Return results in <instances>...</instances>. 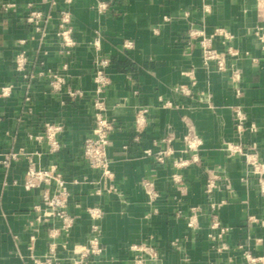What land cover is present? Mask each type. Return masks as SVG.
I'll return each instance as SVG.
<instances>
[{
	"label": "crops",
	"instance_id": "1",
	"mask_svg": "<svg viewBox=\"0 0 264 264\" xmlns=\"http://www.w3.org/2000/svg\"><path fill=\"white\" fill-rule=\"evenodd\" d=\"M5 1L15 5L4 8ZM101 1L107 3L104 12L97 8ZM255 1L58 0L51 5L45 0H0V89L11 86L9 96L0 90V264H32L31 237L34 253L43 255L50 248L48 226L59 224L55 217L39 219L34 208L41 192L53 190V184L23 186L26 156L7 167L2 164L6 154L20 148L38 166H55L68 182L67 210L74 224L55 240L65 243L55 248L61 264L88 247L92 220L86 208L93 205L103 211L102 251L88 256L87 264H132L134 243L156 252L150 264H247L245 249L264 255V226L249 219L254 215L264 220V170L253 172L243 155L229 150L234 144H255L264 164V41L255 33L262 24ZM29 5L45 16L39 32L26 22ZM62 9L71 14L76 41L70 54L62 51L57 34ZM191 26L208 34L219 27L230 32V39L217 36L214 42L226 54L225 69L202 64L199 45L185 41ZM96 38L110 60L105 113L117 120L107 147L110 176L83 157V141L93 126ZM20 50L28 57V78L15 70ZM47 69L64 72L65 89L79 88L82 97L70 100L64 91L53 92L47 75L39 73ZM180 84L190 89L188 94ZM141 107L147 108V123L135 139L133 123ZM237 108L244 117L241 131L235 124ZM45 122L62 125L61 147L55 153L49 152L46 140L32 138L43 133ZM188 127L203 141L198 162L177 169L172 158L159 163L144 154L146 148L170 145L174 156L189 157L181 151ZM175 171L180 181L172 177ZM144 179L157 193L153 200ZM215 218L228 226L220 241L212 238ZM218 243L223 249H216ZM147 252L142 254L148 257Z\"/></svg>",
	"mask_w": 264,
	"mask_h": 264
},
{
	"label": "built area",
	"instance_id": "2",
	"mask_svg": "<svg viewBox=\"0 0 264 264\" xmlns=\"http://www.w3.org/2000/svg\"><path fill=\"white\" fill-rule=\"evenodd\" d=\"M49 4L53 5L58 0H45ZM65 3H70L72 0H62ZM256 10L258 15L262 20V24L258 26L255 31L258 39L264 41V34L260 30L264 29V0H256ZM15 4L13 2L5 1L2 3L4 8L13 7ZM29 9L26 14V22L33 25L34 29L39 32L42 30V22L45 19L43 12L31 5L28 6ZM98 11L104 12L107 8L106 2L98 3ZM168 17L165 16V19ZM71 14L69 10L62 9L59 16V29L58 36L61 40L62 51L66 54H70L76 45V41L72 36V28L70 25ZM217 36L224 39H230L231 34L225 28H215L212 33H206L201 26H191L187 31L185 36V41L188 44L197 43L201 49V61L204 66L214 63L217 69L223 70L226 68L227 58L224 51H220L216 48L214 42ZM97 50V55L94 61V72H93V82H94V97H93V126L90 135L85 137L83 141V157L88 163V165L94 169L101 171L102 175L110 176V158L107 155V147L109 144V134L117 126V120L114 117H109L106 115L105 106V89L110 82L109 75L107 73V67L110 60L107 56L100 52L99 40L93 42ZM125 45H129L126 42ZM230 53H233L231 48H228ZM15 70L20 73L24 78L29 77L28 73V57L25 50H20L15 54ZM68 68L67 64L62 65V70ZM40 74H46L49 82V86L53 92H63L70 100H76L82 97L83 92L79 88H72L70 86L66 87L67 76L64 72L47 69L45 71H40ZM231 79L233 81L238 80V72L233 69L231 73ZM237 90H239L237 83H235ZM11 86L6 85L1 87V94L3 96H9L11 92ZM179 89L185 93H189V88L183 84L179 85ZM236 113V129L241 131L243 129V114L239 108L235 110ZM147 123V108L141 107L138 109L133 127L136 132L135 139H138V134L145 128ZM62 130V125L54 122H45L44 130L42 134L32 135V138L40 141L42 139L46 140L49 146V152L55 153L60 150L61 143L58 139V134ZM166 142H169L170 137L164 138ZM184 147L182 148V153H188L189 157L182 155L174 156V150L170 145H166L164 148L153 149L146 148L144 154L146 156L152 157L155 161L159 163H164L167 158H172V165L175 168H182L187 166L191 162H198V152L203 144L202 138L195 132L194 129L188 127L183 135ZM231 152H238L243 155L244 160L248 166L252 167L253 172L257 174H262L264 170V164L260 160L256 145L252 144L249 146H241L240 144L231 145L229 148ZM26 156L28 159V165L25 172V177L23 181V186L26 189H32L39 186L40 183L47 185L53 184L54 189L45 188L40 194V202L34 205L35 210L38 211L39 219H48L50 217H55L58 219L59 224L57 226H48L49 234L48 238L50 240L49 251L45 252L43 255H36L34 253V237H31L32 242L29 244V255L33 261L32 264H61L58 261V257L55 253V248L58 244L65 247L64 242H56V237L60 234H68L70 229L74 224V217L67 210V201L69 196L68 182L63 177L62 173L59 172L55 166L41 167L32 160L23 148L18 151H11L5 155L2 159V164L4 166H9L12 160L18 159L20 156ZM172 177L180 181L179 172H173ZM261 177V176H260ZM143 186L151 200H153L157 193L153 188L151 181L144 179L142 181ZM213 185V181H209L207 188L210 190ZM260 190L264 194V180L260 178ZM45 208H41V206ZM89 217L92 220L90 226L91 238L89 239L88 247L76 253L74 257H71L68 264H87L86 258L88 256H98L101 251V244L99 242L100 236V224L99 221L103 216V211L100 206H88L86 208ZM249 219L255 225L264 226V220L258 218L254 215L250 216ZM189 226L193 225V221L189 220ZM211 227L217 230L216 234L212 235L215 241H220L222 235L227 232L228 226L221 223L220 220L215 218L211 223ZM217 250L223 249L224 244L218 243L216 246ZM130 248L136 253L132 259V264H150V260L156 259V252L153 249L145 248L142 244H131ZM149 249L148 257L144 256L142 252ZM243 255L247 261V264H264V255L255 254L248 249L243 251ZM209 264H218L214 261H210Z\"/></svg>",
	"mask_w": 264,
	"mask_h": 264
}]
</instances>
